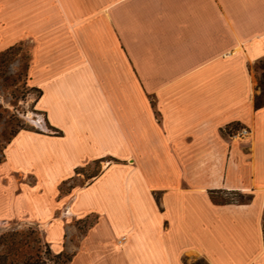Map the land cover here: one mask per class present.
Wrapping results in <instances>:
<instances>
[{
    "label": "crops",
    "instance_id": "0c3cea01",
    "mask_svg": "<svg viewBox=\"0 0 264 264\" xmlns=\"http://www.w3.org/2000/svg\"><path fill=\"white\" fill-rule=\"evenodd\" d=\"M20 42L43 129L3 149L0 224L67 264H264V0H0V52Z\"/></svg>",
    "mask_w": 264,
    "mask_h": 264
},
{
    "label": "rangeland",
    "instance_id": "374dc122",
    "mask_svg": "<svg viewBox=\"0 0 264 264\" xmlns=\"http://www.w3.org/2000/svg\"><path fill=\"white\" fill-rule=\"evenodd\" d=\"M30 58V45L20 42L9 50L0 52V160L3 149L15 132L20 129L38 131L39 125L30 123L26 116L33 114L34 118L41 116L35 110L34 104L38 91L31 87L27 65ZM248 73L252 81V104L255 99L264 103V55L248 65ZM36 115V116H35ZM244 127H229L224 135L229 139L242 138ZM97 163H90L81 169L84 178L96 173ZM76 181L67 180L59 186V192L65 193L70 188L82 185L87 179ZM213 203L242 201L244 198L235 191H212L209 193ZM94 221L89 216L75 222L77 229L82 232ZM195 264H203L195 261ZM0 264H67L63 253L55 254L48 247L42 228L27 221H13L0 224Z\"/></svg>",
    "mask_w": 264,
    "mask_h": 264
},
{
    "label": "bare ground",
    "instance_id": "6f19581e",
    "mask_svg": "<svg viewBox=\"0 0 264 264\" xmlns=\"http://www.w3.org/2000/svg\"><path fill=\"white\" fill-rule=\"evenodd\" d=\"M26 119L32 124L41 126V120L38 117L34 118L33 114L28 113Z\"/></svg>",
    "mask_w": 264,
    "mask_h": 264
},
{
    "label": "trees",
    "instance_id": "16d2710c",
    "mask_svg": "<svg viewBox=\"0 0 264 264\" xmlns=\"http://www.w3.org/2000/svg\"><path fill=\"white\" fill-rule=\"evenodd\" d=\"M10 49V48H9ZM9 49H7V50H9ZM262 106H264V103H262V102H260V100H258L257 98L255 99V102H254V107L255 108H258V107H262ZM16 133V132H15ZM14 133V134H15ZM13 134V135H14ZM2 159V158H1ZM1 161V160H0ZM66 256V261L68 262L69 261V256L68 255H65Z\"/></svg>",
    "mask_w": 264,
    "mask_h": 264
},
{
    "label": "built area",
    "instance_id": "2783aa9c",
    "mask_svg": "<svg viewBox=\"0 0 264 264\" xmlns=\"http://www.w3.org/2000/svg\"><path fill=\"white\" fill-rule=\"evenodd\" d=\"M247 133L244 129L241 130V134Z\"/></svg>",
    "mask_w": 264,
    "mask_h": 264
}]
</instances>
